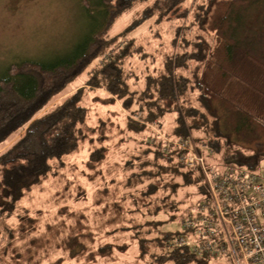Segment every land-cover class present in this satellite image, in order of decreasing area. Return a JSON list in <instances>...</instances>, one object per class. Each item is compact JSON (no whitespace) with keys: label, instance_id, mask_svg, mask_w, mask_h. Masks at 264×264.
Segmentation results:
<instances>
[{"label":"trees","instance_id":"trees-1","mask_svg":"<svg viewBox=\"0 0 264 264\" xmlns=\"http://www.w3.org/2000/svg\"><path fill=\"white\" fill-rule=\"evenodd\" d=\"M98 4L99 27L71 58L57 64L18 62L0 80V146L23 133L0 156V264L81 261L96 249L95 237L102 231L89 232L78 223L76 213L65 224L67 209L61 208L60 220L52 218L58 226L55 233L54 225L35 215L28 200L48 178L65 171L88 140L94 141L87 87L104 90L106 105L120 103L126 110L125 127L132 135L128 138L150 133L172 116L175 128L169 137L190 148L193 144L208 146L213 152L205 156L208 167L231 166L256 174L264 158V62L247 51L242 58L238 54L237 35L243 22L238 9L245 0H98ZM130 10H137L134 22L110 36L117 20ZM151 21L159 28L166 25L171 38L156 53L138 45L135 38L128 39ZM134 59L144 66L141 89L136 87L139 75L129 69ZM245 59L258 73L246 71ZM85 73L90 75L87 87L46 111ZM227 111L240 114L257 137L242 144L236 132L225 131ZM154 137L139 140L147 145L138 160L142 161L139 171L124 181V189L130 191L123 196L135 208L125 230L135 233L140 260L148 264H213L210 256L200 258L189 248L168 249L181 232L162 231L165 222L159 218L179 210L182 184L175 181L197 188L202 196L207 194V185L199 166L190 170L185 166L188 151L175 146L167 150L164 140L157 134ZM107 142L98 137L90 151L88 163L95 169L113 162L117 150ZM127 163L124 170L134 162ZM135 214L142 221L138 223Z\"/></svg>","mask_w":264,"mask_h":264},{"label":"rangeland","instance_id":"rangeland-1","mask_svg":"<svg viewBox=\"0 0 264 264\" xmlns=\"http://www.w3.org/2000/svg\"><path fill=\"white\" fill-rule=\"evenodd\" d=\"M98 8V0H0V80L5 77L8 68L18 62L57 64L71 58L77 53L78 46L99 27L98 23L102 17L98 15ZM136 12L137 10L127 11L117 20L109 35L115 37L127 29L134 22ZM238 13L243 20L237 35L239 58L247 51L264 62V0H245V5L238 9ZM152 23L153 21L145 23L128 35V39L135 38L138 45L142 44L148 52L156 53L162 44H169L171 38L166 34V25L159 28L152 26ZM244 66L247 72L258 73L246 59ZM143 68L139 59L132 60L129 66L141 79L137 81L136 86L140 89L145 85L142 78ZM89 78L90 75L85 73L74 81L46 111L62 103L76 91L87 87ZM251 79L253 81L254 78ZM86 91V104L90 108L89 125L93 129L91 136L94 141L88 140L85 148L71 159L68 168L48 178L32 191L28 200L35 215H39L40 219H47V224L50 222L54 225L55 233L58 226L53 224L52 218L60 220L57 215L61 208L67 209L64 219L68 222L65 224H69L70 217L76 213L78 223L89 232L98 234L102 231L100 237H95L96 249L92 255L81 261L69 260L61 264H148L140 260L135 233L125 230V225L129 224L130 212L135 208L132 201L123 196L130 191L124 189V181L127 176L139 171L142 161L138 160H141L147 146L142 145L139 140L151 141L157 134L164 140L167 150L173 146L170 141L174 144L179 142V139L168 135L175 128L174 119L167 116L162 126L154 127L152 132L128 138L132 137L125 127L128 113L120 103L106 105L104 101L108 94L102 89L93 90L87 87ZM137 119H140V116H137ZM223 125L225 131L238 134L235 138L239 143L247 144L246 142L257 137L251 125L244 122V118L234 111L225 113ZM21 134L23 133H18L0 146V156L15 144ZM98 137L107 140L108 145L114 144L117 151L112 163L100 164L99 169H95L88 163V159L91 149L98 143ZM191 147L195 152L199 149L204 156L213 155L204 144H193ZM128 161L134 162L133 166L124 170ZM256 175L264 183V158L258 165ZM175 182L182 184L177 197L179 210L161 215L159 220L165 224L160 228L165 232L182 233L183 215L196 208L204 196L197 188L185 187L180 179ZM40 203H44L43 206H40ZM27 205L26 203L25 206ZM171 216L175 219L172 220ZM133 217L138 218V223L142 221L140 214ZM103 245H108L109 248H103ZM168 249L170 250V246ZM213 264H228V261L218 259Z\"/></svg>","mask_w":264,"mask_h":264},{"label":"built area","instance_id":"built-area-1","mask_svg":"<svg viewBox=\"0 0 264 264\" xmlns=\"http://www.w3.org/2000/svg\"><path fill=\"white\" fill-rule=\"evenodd\" d=\"M170 144L188 151L189 169H202L207 194L182 222L170 249L189 248L198 257L228 264H264V183L255 173L231 166L208 167L201 152L187 143Z\"/></svg>","mask_w":264,"mask_h":264}]
</instances>
